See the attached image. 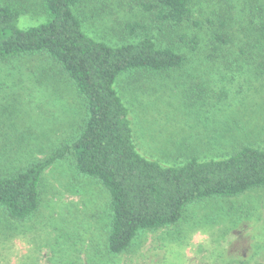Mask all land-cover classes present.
Wrapping results in <instances>:
<instances>
[{
	"label": "rangeland",
	"instance_id": "obj_1",
	"mask_svg": "<svg viewBox=\"0 0 264 264\" xmlns=\"http://www.w3.org/2000/svg\"><path fill=\"white\" fill-rule=\"evenodd\" d=\"M12 1L24 8L20 28L49 20L43 0L0 3ZM145 1L152 0H80L76 8L84 30L98 40L125 42L127 24L140 22L159 45H176L186 55L179 68L124 73L115 83L130 109L139 152L174 165L194 156L223 158L245 145L264 147V67L236 55L242 40L224 55L206 57L207 29L219 26L207 19L216 20L212 11H221V2L199 0L204 13L192 18L204 26L190 20L174 28L145 11ZM185 34L200 36L202 47L190 49L179 40ZM85 108L74 81L48 55L0 60V157L13 168L48 156L69 139ZM41 200L30 219L0 216V264H59L71 257L85 264H264L263 186L191 202L176 224L140 232L128 252L112 256L102 250L110 197L99 181L60 159L43 173Z\"/></svg>",
	"mask_w": 264,
	"mask_h": 264
},
{
	"label": "trees",
	"instance_id": "obj_2",
	"mask_svg": "<svg viewBox=\"0 0 264 264\" xmlns=\"http://www.w3.org/2000/svg\"><path fill=\"white\" fill-rule=\"evenodd\" d=\"M219 1L223 9L212 11L216 20L207 19L210 26L217 21L220 27L207 29L212 33L206 43V57L224 55L235 40H242L244 44L236 55L264 67V0ZM79 3L43 0L49 20L28 28L18 25L24 8L13 1L0 3V60L48 55L74 81L86 107L84 119L69 139L48 156L13 168L7 167L10 161L6 156L0 157L3 220L24 221L38 212L43 173L60 159L69 161L77 175L97 180L107 189L109 222L102 250L109 256L128 252L140 232L176 224L191 202L264 187V147L245 145L223 158L194 156L174 165H164L140 153L130 109L115 83L124 73L179 68L186 55L176 45H159L155 34L140 22L127 24L129 39L125 42L112 45L98 40L84 30L76 11ZM142 7L168 27H179L190 20L196 28L205 25L203 19L192 18L196 12L204 13L199 0H152L143 2ZM234 23V30L229 32L228 26ZM186 37L180 35L179 40L190 49L202 47L200 36ZM59 264L85 262L71 257Z\"/></svg>",
	"mask_w": 264,
	"mask_h": 264
}]
</instances>
